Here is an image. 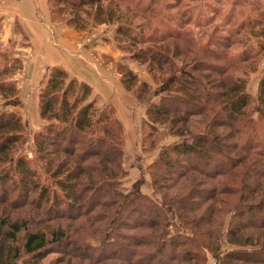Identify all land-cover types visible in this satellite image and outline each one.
<instances>
[{"label":"trees","instance_id":"16d2710c","mask_svg":"<svg viewBox=\"0 0 264 264\" xmlns=\"http://www.w3.org/2000/svg\"><path fill=\"white\" fill-rule=\"evenodd\" d=\"M155 1L47 6L53 21L75 29L113 23L110 40L162 85L152 98L147 79L115 62L123 87L145 102L140 149L175 137L145 167L159 201L122 185L123 126L114 106L48 65L30 155L20 147V113L0 107V264H203L209 251L218 264H264V70L255 92L248 89L264 57V0H253L254 13L231 0L220 37L186 36L189 20L178 14L188 13V4L179 9L188 0H166L174 18L152 24ZM137 14L149 20L133 23ZM11 45L0 42L2 99L18 92L12 75L22 60Z\"/></svg>","mask_w":264,"mask_h":264},{"label":"crops","instance_id":"0c3cea01","mask_svg":"<svg viewBox=\"0 0 264 264\" xmlns=\"http://www.w3.org/2000/svg\"><path fill=\"white\" fill-rule=\"evenodd\" d=\"M80 34L71 26L51 21L47 0H0V42L12 44L14 54L22 60L21 67L12 75L18 92L8 99L0 98L1 105L5 108L17 106L22 111L23 106L29 105L32 107L31 116L36 114L39 123V79L46 66L59 65L69 76L86 82L91 94L98 96L101 102L114 106L125 130L124 153L126 143L129 144L131 140L133 145H140L138 134L145 117V102H139L112 73L115 62L119 60V51L112 46L108 32L84 41L83 46L79 47L76 38L81 37ZM93 50L98 52L100 60L104 58L110 61V65L95 62L90 55ZM129 65L136 70L133 64Z\"/></svg>","mask_w":264,"mask_h":264},{"label":"rangeland","instance_id":"374dc122","mask_svg":"<svg viewBox=\"0 0 264 264\" xmlns=\"http://www.w3.org/2000/svg\"><path fill=\"white\" fill-rule=\"evenodd\" d=\"M166 0H156L154 2V8L157 9L158 16L154 17L151 19V23L153 24L155 21H157L161 16H164L162 20L164 21L165 19H170L174 18L175 11L177 8H173L172 6L168 7L166 6ZM230 2L231 0H188V3L183 1V4L179 6V9H181L185 4H188V13L185 16H182L178 14L179 18H185L188 19V23L184 26V30H186V36L187 37H220L224 36L226 34V31L223 30V25L226 24L224 16H228V12L231 10H228L230 7ZM242 4V9H246L251 12H255L260 6L254 3L253 0H240ZM240 5V4H239ZM48 7V6H47ZM239 9V8H237ZM199 10V11H197ZM49 11V10H48ZM180 11V10H179ZM126 14H129V12L126 11ZM227 14V15H226ZM192 15V18L189 19ZM50 17V13H49ZM241 16H237V19H239ZM132 17L130 16L129 19ZM51 19V18H50ZM133 23H137L139 21H148V17L144 20L141 14H137L135 17L132 19ZM223 20V21H222ZM53 22V20L51 19ZM57 23H62L59 21H55ZM64 24V23H63ZM67 25V24H65ZM70 26V25H68ZM72 27V26H71ZM114 24L113 23H98V24H90L86 26L85 28L82 29H75L77 32H81L80 34L81 37L76 38V43L78 44L79 47L83 46L84 41L86 40H91L95 36L101 34L102 32H108V37L112 36V30H113ZM73 28V27H72ZM245 35H249L246 33ZM112 46L119 51V60L117 62H123L125 64H133L135 67L136 71L138 72L139 76L141 79H147L148 82L151 84V92H152V98H154L155 94L158 93V89L162 87L160 83L155 82L151 78V73L148 71L146 68V65H137V63H133V61L129 58L126 57V53L124 54L116 45L113 41H111ZM91 57L95 62H102L104 64H109L110 61L106 60L103 58V61L100 60L98 52H91ZM263 57V56H262ZM260 58L258 62V67L254 71L250 73L249 80H248V89L250 92L254 93L256 86H257V81L258 78L261 74V72L264 70V57ZM107 66L111 71L112 69L110 66ZM117 75L118 77V72L116 71V68L112 72ZM114 79V76H112ZM0 107L4 109H14L18 111L22 117L23 124L26 130V135L21 141L20 147L22 148V151L26 152L27 155H30V150H31V132L37 129V125H40L42 123V119L39 120V123H37V115L33 114L31 116L32 112V107L29 105L23 106V111L20 109V107L14 106L12 107H3L1 105L0 101ZM22 112V113H21ZM38 112V110H37ZM39 117V116H38ZM30 118V119H29ZM32 119V120H31ZM36 120V121H33ZM124 137H125V130L123 131ZM139 136V134H138ZM174 136H167L165 138H162L161 140L157 141V146H155L153 149L149 151H142L140 149V145L137 143H131L127 144L124 149L123 153V159H122V165L124 168L127 169V173L124 177H122L121 182L122 185L126 191V193H131V192H136L138 190L142 192L149 193L153 195V197L159 201L160 197L159 195H154L153 189L151 188L150 184V177L145 169L146 163L150 162L151 159L153 158L154 155L159 151V147L163 143H168L174 140ZM158 140V138H157ZM10 212H12V215H19L23 213L24 210L19 211V209H9ZM66 220H60L57 219L54 221V223L58 222H65ZM170 225V224H169ZM88 238L91 236H87ZM86 237V238H87ZM91 239V238H90ZM55 253H50L47 256V260L54 256ZM46 261V259H45ZM203 264H218L216 262L215 257L212 255V253L209 251L207 253L206 260L204 261Z\"/></svg>","mask_w":264,"mask_h":264}]
</instances>
